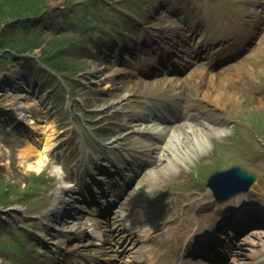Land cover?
I'll use <instances>...</instances> for the list:
<instances>
[{
    "label": "rangeland",
    "instance_id": "obj_1",
    "mask_svg": "<svg viewBox=\"0 0 264 264\" xmlns=\"http://www.w3.org/2000/svg\"><path fill=\"white\" fill-rule=\"evenodd\" d=\"M22 1L26 2V0ZM27 1L37 2L38 8L34 12L24 13L21 16L7 15L4 17V21L0 22V32L4 31L6 27L10 29L2 34L6 40L11 35H16L18 39L31 36L38 42V45L30 51L18 52L5 48L0 50V109L11 107L10 112L2 114L0 119L15 115V112L18 111L16 108H12V105L9 106L13 95H17L19 101L17 104L43 100L44 115L54 118L58 123L53 138L59 143V148L57 147L56 152L47 151L46 155L50 161H56L55 156L62 158L56 161L62 165V172L58 178L56 175L48 174L47 171L42 172V175L47 178H44V182L38 185L39 191H34L33 195L24 196L19 199L20 201L16 200L12 204H9L10 201L1 203L0 222H3V225L0 223V264L11 262L12 259L20 261L22 264H35L36 260L33 254H36L37 258L39 256L47 258L48 260L44 259L47 263L51 259L52 255L48 256L52 251L50 245L44 247L43 255L34 253L32 247L26 251L27 253L19 250L15 254L12 251L8 252V255L4 254L1 244L2 241L15 239L13 237L15 232L17 237V241H13L15 246L18 244L21 247L27 246L24 234L26 239L31 238L29 227L34 222L38 224L37 222L40 221L35 220V214H44L47 209L52 208L55 202V189L59 186L55 187L54 184L57 185L58 181L63 178L66 180L68 176L72 184L80 182L83 175L95 163V157L98 159L99 149L95 151L91 148L88 149V146L86 148L79 144L85 140L83 138L80 140L82 131L88 144L95 138H112L116 144L124 145L121 150H125V154L129 156L126 157L128 160L125 162L126 168L122 173H131L132 161L137 157L144 159V163L140 164V167L137 166L141 170L136 172V175L139 173L140 175L134 176V178L133 175L126 177L120 171L124 176L122 182H127L124 189L117 186L109 187L110 191H116L118 198L125 202L123 203L128 214L137 216L142 211H147L149 214L150 198H162L159 197V194L164 196L172 194L180 199L179 210L172 207L173 203L170 204V207L166 206L167 201L163 202L162 200V205L166 207L164 206L163 211L152 213L158 217L154 223L158 226L159 224L167 225V228L176 223L175 225L185 229L180 215L182 212L188 213L187 210L191 202L187 197L196 189H202L201 192L205 196L206 193L212 195L211 190L205 186V178L214 170L232 165H239L254 172L258 178L248 191L239 188L233 192L230 195L231 199L243 197L247 200L246 204L254 202L264 207V0ZM179 7L186 9L185 15H187V19L184 22L181 21L180 24L172 19L174 12L176 14ZM2 8L6 10L5 7ZM7 10L10 8L7 7ZM236 23L247 28L243 29L246 33L245 36L241 37L231 29ZM106 25H110L112 28L106 29ZM115 32L122 36L123 46L118 49L120 55H118V51H115L117 39ZM213 33H216V39L209 37L211 43L206 40L205 43L198 42L202 35L207 37ZM227 33L230 37L242 39L239 42L240 48L223 49L221 43L227 44L228 40H218V38ZM129 35L130 39H127ZM153 36L166 40L167 43H164L170 47L169 50H173V53L169 52L166 55L164 52V57H166L164 58L161 56L157 43L148 46L145 38L149 40ZM143 40L145 44L141 46L140 43ZM112 42L114 45L110 49L107 48L106 45H110ZM137 46L140 49L135 53V57L129 55L126 59V50ZM150 47L155 48L151 49ZM117 60L120 61V64L116 62ZM228 66L230 67L227 71L228 74H234L229 81H231L230 88L235 96V106L226 105L230 109V119L227 120L220 108L217 107L218 109L213 112L215 108L204 105V102L199 100L200 95L198 91H195L196 84L194 83L201 80L199 86L202 92L209 76L207 74L219 73L221 81L225 85L227 72L224 69ZM95 67L100 68V71L95 74L96 76L90 73V70ZM117 67L120 68V72L114 74L112 80L107 81V75ZM3 72L14 73L15 81L20 80L24 84L27 81L29 84L26 85L29 86L31 93L20 89V87H17L19 89L9 88L12 85L11 80L2 81ZM163 76L174 79L176 85L166 89L167 83L164 82L162 85L152 86L146 93L141 92L142 80H158ZM34 82L37 85H34ZM37 86H39L40 92H37ZM223 89H226L225 86ZM166 90L172 93L177 92L176 97L180 102H183L185 97L186 99L194 98L192 104H188V106L197 105L192 111L199 113L202 118L214 121L226 119L224 125L227 132L222 135L210 136L203 152H199V150L202 151L199 148H194V151L188 150V148L181 149L177 155V164L173 166L172 174L161 175L149 182L145 180L147 178L145 171L151 165L149 162H145L149 158L148 151H139L137 144H133L135 133L128 130L130 127L123 126L125 118L122 111H137L141 109V106H146L145 101H155L157 97H164L163 93ZM143 98H148V100ZM115 99H120L121 102L120 100L114 101ZM46 100H48L47 103ZM189 107L186 109H190ZM195 121L198 122L197 119ZM117 131L123 132V134L118 135ZM180 134L181 140L187 141L184 138L187 137L189 141V132L187 134L186 131L181 130ZM22 145V139L14 137L8 130L0 126V187L4 185L5 181L20 183L19 189L24 188V184H27L24 181V174L16 164L17 152ZM5 147L9 151L5 152ZM112 152L119 157V150L116 149ZM133 154L136 155L133 156ZM50 178H54V183ZM137 183L138 185L146 183L144 185L146 198L143 197L142 201H137L138 198L130 194ZM233 185L234 188L238 186L236 183ZM219 190L224 192L225 187H220ZM5 196L16 199L15 192L9 188ZM196 197L198 198L200 195ZM220 207L222 208L224 205L222 204ZM81 214L76 217V221L72 225L74 230L81 232L80 237L76 240L87 243L86 251L89 250L91 253L97 254L96 260H93V255H89L90 264H142L144 262L140 250L145 251L151 248L154 242L141 243L138 241L139 238L135 239L137 243L134 244L136 245H131L130 249L124 248L125 243L122 242L119 246L117 242L122 237L118 234L113 237L115 242L113 239H108L104 242L102 240V243H94L101 239H91L92 236L89 233L94 230L89 226L79 227L83 225L82 221L84 220L82 219L84 216ZM141 214L143 215V213ZM11 223L20 225H15L10 229ZM151 223L149 224L151 225ZM195 226L196 224L192 223L189 231ZM16 229H20V231H15ZM175 232L176 235L181 234V231L175 230ZM177 239L180 240V238ZM76 240L69 238L67 244L73 246L78 242ZM159 240H163V238ZM245 244V241L235 244L234 251L236 253L237 251L246 252L244 254H249L251 257L264 254L261 251V246L250 251L245 249ZM29 245L33 246L31 243ZM171 246V249L176 247L178 251L182 248V245L177 242ZM158 247H160V253L163 249L167 251L163 244H158ZM120 251L124 254L119 255ZM171 256L177 258V255L173 253ZM187 256L193 257L189 254ZM239 257L243 258V256ZM251 257L241 260L249 262ZM43 258L41 259L43 260ZM72 259L75 258L72 257ZM80 262L83 260L81 259ZM165 262H167L166 259L161 261V264ZM224 264H232V262L228 261Z\"/></svg>",
    "mask_w": 264,
    "mask_h": 264
},
{
    "label": "bare ground",
    "instance_id": "obj_2",
    "mask_svg": "<svg viewBox=\"0 0 264 264\" xmlns=\"http://www.w3.org/2000/svg\"><path fill=\"white\" fill-rule=\"evenodd\" d=\"M182 15V14H181ZM178 19V17H177ZM246 24V23H245ZM246 28L245 26L241 25H237L234 24L231 29L234 32H237L238 35H240L241 37L244 36L246 33L243 31V29ZM247 29V28H246ZM250 31V29H248ZM242 39H238L237 41H233L230 44L224 45V49H231V48H235V45H237L239 43V41H241ZM161 42H165L164 40H161ZM162 47H166V43L161 45ZM239 45H237L236 47H238ZM168 52L173 53V50H168ZM180 62V61H179ZM178 63V62H177ZM182 63V61L180 62ZM229 66L227 68L224 69V71H228L229 70ZM100 71L99 67H95L92 70H90V73L92 74H96L97 72ZM118 70L117 68L114 69L113 71L110 72V74H108V80H112L113 76H115L114 74H118ZM205 73V72H204ZM206 75V74H203ZM209 75V76H208ZM2 78L1 80L5 82L8 81L9 79L11 80V86H9V88H17L20 87V89L25 90V87H29L28 85L21 83L20 80H16V76L14 75V73L12 72H3L2 73ZM105 76V75H104ZM106 76V77H107ZM207 80H206V86L204 88V90L201 92L200 91V86L199 83L201 80H199L198 82H195L194 84H196L195 86V91H198L200 98L199 100L204 101V105L206 104L207 106H211L213 109V112L216 111V109L220 108L222 110V112L225 114L226 119H230V109L228 107H226L227 104H230L231 106H235V96L233 95L232 91H231V80L232 76H234L233 73H229L227 72V76H226V81H225V85L222 83L221 81V75L219 73H215V74H207ZM12 81H15L14 83H12ZM1 82V81H0ZM154 83V82H152ZM150 81H144L142 80L141 82V88L142 91L147 92L149 90V88H151L153 85ZM222 84V85H221ZM168 85H176V81L173 79L171 81H169ZM221 85V86H220ZM225 86L226 89H223ZM228 87V88H227ZM230 88V89H229ZM19 89V88H17ZM176 94V93H174ZM119 99H115L114 101H118ZM194 100V98L191 99H186L184 101L185 105L187 106L188 104H192V101ZM18 98L17 95H13V99L11 98L9 105H12V108H16V110H18V115L19 116V120L24 119L26 121L27 124H29V131L28 134L23 136V139L25 141V144L22 145V147L19 149L23 150L26 154V159L29 160V157H34L37 154H40L44 149L49 150L50 148L54 147V143H53V136H54V132H55V123L53 122V120H47L44 119L43 117L40 118L41 120H39V117H37L36 119H34L33 115L35 111H38L41 107H39L40 102L39 101H34L30 102L27 101L25 102V104H17ZM38 103V104H37ZM200 103H202L200 101ZM184 105V106H185ZM197 106V105H195ZM195 106H193L195 108ZM218 107V108H217ZM11 108V107H10ZM164 110L167 111V114L165 118L169 119V120H164L166 123H164L162 125V127L160 128V126H153V124L151 125H145L143 124L144 120L145 121H150L151 117H149V119L147 118V116L143 113L140 115H137L136 117H133L132 120H134V118L139 119L142 124L139 125V127L136 129V132L142 136L145 137H152L153 140H147V142L143 139L140 138L138 143H143V146L147 147V150L149 152L148 156H149V164H151L149 166V168H147L145 171L147 178L145 179L146 181H152V179L154 178H159L161 175L164 174H172L173 172V166L177 164V155L178 153L181 151V149L185 150L186 148L192 149L194 151V148H199L202 151L199 150V152H203V148L207 145L209 137L212 135H222L223 133L225 134L227 132V129L225 128V123H226V119H222L221 121H214L213 119L211 120H207L205 118H202L200 116L196 117L194 116L195 114H191V113H187L184 115H174V113L169 110L168 106H164ZM133 116V115H131ZM148 119V120H147ZM195 119L198 120V122L195 121ZM216 120V119H215ZM134 122V121H132ZM135 123V122H134ZM51 126V127H50ZM184 130L187 132H189V141L187 137H184L185 139H187V141H183L180 139L181 136V130ZM166 130V132H169V134H167L165 136L164 132ZM164 132V133H163ZM188 142V143H187ZM187 143V144H186ZM35 160V159H34ZM34 160H29V161H34ZM101 167L103 165H100ZM94 169H98L96 167H94ZM115 175L117 174L116 172H114ZM113 172L110 173V171L108 172V174L110 176L106 177L105 180V184L106 186L109 184H111L109 181L113 180V177L115 176ZM140 175V173H139ZM111 178V180H110ZM105 179V178H103ZM109 179V181H108ZM58 186L59 189H57V197L58 199H60L61 196V192H63L67 187L71 186V184L69 182H63V180L58 181ZM144 184L142 185H138V183L134 186V188L131 191V195L133 197H137L138 200L137 201H141L143 199V197H145L146 194L145 193V188H144ZM200 193L198 191H193L190 196L191 197H196L197 195H199ZM75 195V194H74ZM76 197V196H75ZM65 198H67V200L63 199L60 200L59 203V208L61 204H69L70 199H71V195L67 194L65 195ZM146 198V197H145ZM170 199L174 201V203L176 205H172V207H175L177 209V211L179 210V204H178V199H174V197L170 196ZM203 201L205 203V205H210V201L208 200V198H203ZM228 204H232V205H236L238 208H242L244 206V203L242 201V199L240 197L237 198H232L230 199V203ZM198 206V202H193L190 206V213H186L183 212L182 215L186 216L182 218V221L185 225V231H188L190 229V226L192 224L193 221L198 220L202 215H192V211ZM124 204H115L113 209V213L110 217H112V221L107 220V223H103L104 225L101 226V229H96L95 231H103V234L107 235V236H111L112 235V230L114 228L120 229L122 232L125 231L126 232H139L142 236V238H149L150 237V230L146 229L145 227L142 228L139 225V219H131L129 215H127L126 212H124ZM215 209V208H214ZM215 211V210H214ZM100 212V211H99ZM104 210H101V213H104ZM216 212V211H215ZM62 214V213H61ZM60 215V213H59ZM219 216H222V214H220ZM102 220V219H99ZM97 217L95 215H93L92 217H89V225H92L93 227H99L100 225L98 224ZM67 222H70V220H68ZM42 223V222H41ZM109 223H112L111 225H109ZM43 227H47V223L43 222ZM231 224V223H229ZM102 225V224H101ZM232 225V224H231ZM214 226V224H213ZM66 232L65 233H70L71 232V226L68 223L67 225H64ZM211 225H207L205 227V229L201 232L202 235L205 234L206 230L208 228H210ZM62 228V225H61ZM173 228H175L173 225L170 226L163 234V238H166L167 235H169ZM225 226H221L219 228H217L215 230V232L212 233L211 236L215 235L218 236V234L220 232H222ZM228 229H231V226L229 225V227L227 226ZM256 233L253 234H246L243 241H245V249H249L250 251L254 250L257 246H261L262 247V251H264V230L260 229V230H254ZM74 233V232H73ZM184 233V232H183ZM207 236L210 237L211 232L207 231ZM75 234V233H74ZM129 235V234H128ZM223 237V236H222ZM197 238H193L192 242L196 241ZM210 240V239H209ZM260 241V242H259ZM60 242L59 240H57L56 243ZM81 245H84V243H80L78 245L73 246L69 251L70 253L75 256L78 255L79 253H81L80 251L82 250ZM244 247V246H243ZM68 251V253H69ZM173 251H169V253H172ZM169 253H164L161 254L160 252H157L156 254H154V258H156L157 256L159 258L154 260V263H157L158 261H163V260H167V262L162 263V264H192L188 261H181L180 259L176 262V258H172L171 254ZM246 252H233L232 253V257L227 259V261H231L232 264H248L249 262H245L244 260L241 259H245L246 257H251L249 254H244ZM209 254V253H208ZM207 254V255H208ZM86 255H93V254H86ZM174 255H179L178 252H175ZM165 256H167V258H165ZM209 256V255H208ZM239 256H243L239 257ZM169 257V258H168ZM254 261V260H253ZM176 262V263H175ZM153 263V264H154ZM260 263V262H258ZM72 264V263H71ZM152 264V263H150Z\"/></svg>",
    "mask_w": 264,
    "mask_h": 264
},
{
    "label": "trees",
    "instance_id": "obj_3",
    "mask_svg": "<svg viewBox=\"0 0 264 264\" xmlns=\"http://www.w3.org/2000/svg\"><path fill=\"white\" fill-rule=\"evenodd\" d=\"M31 2H29L27 0H26V2L22 1V0H2L0 3V22H1V20L5 19L4 17H6L7 15L8 16L12 15V17H15V16H19V15L21 16L24 13L28 14L29 12H34L38 8V3L35 1H31ZM2 7H5L6 10ZM7 7H9L10 10H7ZM22 10H24V11H22ZM0 28H1V24H0ZM7 29L10 30L8 27H6V29L4 31L0 32V50L5 48V49L18 51V52H23L25 50L30 51V50H32V48H34L38 45V42L34 39V37H31V36L18 39L16 37V35H11L6 40L5 38L2 37V34L6 33L5 31Z\"/></svg>",
    "mask_w": 264,
    "mask_h": 264
},
{
    "label": "clouds",
    "instance_id": "obj_4",
    "mask_svg": "<svg viewBox=\"0 0 264 264\" xmlns=\"http://www.w3.org/2000/svg\"><path fill=\"white\" fill-rule=\"evenodd\" d=\"M4 151L7 152L9 149L5 147ZM46 152L47 149H44L40 154L36 155L34 161H29L26 159V154L23 150L18 151L16 160L17 167L24 175H40L42 172L47 171L50 175L60 176L62 165L58 162L50 161L48 156L44 154Z\"/></svg>",
    "mask_w": 264,
    "mask_h": 264
},
{
    "label": "water",
    "instance_id": "obj_5",
    "mask_svg": "<svg viewBox=\"0 0 264 264\" xmlns=\"http://www.w3.org/2000/svg\"><path fill=\"white\" fill-rule=\"evenodd\" d=\"M237 178H241V179L246 178L247 182L243 186V188L246 189L254 179V175L249 174L240 167L234 166L226 170L215 171L210 177V180L221 179L223 181L235 182V179Z\"/></svg>",
    "mask_w": 264,
    "mask_h": 264
}]
</instances>
